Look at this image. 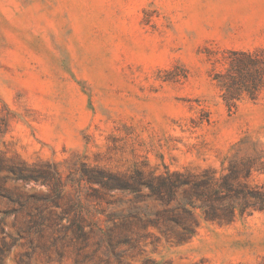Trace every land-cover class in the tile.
<instances>
[{
  "label": "rangeland",
  "instance_id": "obj_1",
  "mask_svg": "<svg viewBox=\"0 0 264 264\" xmlns=\"http://www.w3.org/2000/svg\"><path fill=\"white\" fill-rule=\"evenodd\" d=\"M257 48L264 0H0V264H264V211L178 244L99 172L264 161V93L212 77Z\"/></svg>",
  "mask_w": 264,
  "mask_h": 264
},
{
  "label": "trees",
  "instance_id": "obj_2",
  "mask_svg": "<svg viewBox=\"0 0 264 264\" xmlns=\"http://www.w3.org/2000/svg\"><path fill=\"white\" fill-rule=\"evenodd\" d=\"M212 77L228 106L235 107L245 98L257 100L264 93V48L228 50L222 68L214 70ZM255 171L264 172L259 156L238 155L221 171L214 167L200 171L167 169L160 174L136 170L121 176L99 170L108 178L104 182L108 187L128 188L159 202L160 215L149 225L167 236H179L178 244L195 236L203 221L227 225L264 211V183L253 181Z\"/></svg>",
  "mask_w": 264,
  "mask_h": 264
}]
</instances>
